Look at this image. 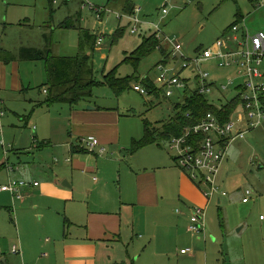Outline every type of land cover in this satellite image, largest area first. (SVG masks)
I'll list each match as a JSON object with an SVG mask.
<instances>
[{"label":"rangeland","instance_id":"obj_1","mask_svg":"<svg viewBox=\"0 0 264 264\" xmlns=\"http://www.w3.org/2000/svg\"><path fill=\"white\" fill-rule=\"evenodd\" d=\"M254 1L0 0L1 27L5 24V27L11 29L6 39V32L1 28L0 40L3 37L4 43L10 41L17 48H20V44L44 47L48 43L43 38L50 33L51 36L47 40L53 44L55 55L78 60L83 64L88 61L93 79L88 89L91 91L90 95L75 104L59 102L51 109L49 107L44 109L45 113L48 114L50 111L55 120L65 118L64 123H69L70 126L77 121L79 115L87 117L105 114L108 119L118 120L117 129L119 128V133L122 134V145L130 149L129 154L132 156L138 151L134 152L131 147L135 141L140 142L143 139L147 125L156 130L164 123L172 121L176 117V107L179 104L184 105L186 97L184 93L176 90L171 98H166L164 90L159 91L157 95L149 92L147 96L134 91L136 84L146 90L148 84H155L159 75L156 69L164 60V56L158 50L136 65L129 60L131 52L138 48L143 38L157 36L155 26L160 27L161 38L164 39L163 48L166 55H169L170 62L174 61L175 52L165 37L175 42L179 41L183 45L182 53L193 60L202 50L213 47L222 40L233 26L242 24L240 17L245 19L252 34L264 32V2L263 7H258ZM126 2L141 10L139 18L144 28L137 34L131 33L126 17L118 19V14L125 16L129 14L124 11ZM84 4L88 7L84 8ZM91 6L94 9L100 8L103 11L102 17L98 18V13L92 11ZM165 9L169 13L164 17ZM64 23L67 29L63 26ZM122 24H126L127 27L121 28ZM118 30L122 33L121 37L116 39ZM102 34L106 37L104 44L99 47L97 41ZM165 59L168 62V59ZM39 64L44 66L43 63ZM30 70L32 71L31 68ZM109 73H112L116 80L131 81L130 88L121 94L117 93L105 82V76ZM213 74L223 81L229 72L224 70ZM35 87L30 91L45 104L47 99L44 93L45 83ZM233 94L230 92L228 97H232ZM30 113L28 122L19 120L16 125L19 126L21 133L27 130L31 137L34 127L38 125L29 120ZM37 113H40V110ZM10 115L11 113L7 117ZM2 121L6 127V121L4 119ZM16 133L15 128L5 143V148H8L10 153H13L12 150L24 151L34 144L32 138L27 145L13 146L12 138ZM35 133L37 134L36 130ZM73 144L78 145L77 138L73 140ZM167 144L163 147L156 146L167 150L166 154L171 159L172 153ZM232 148L221 172V189L228 195L221 196V204L217 198L212 200L207 207L203 222L205 226L198 235L188 232L191 225L189 220H181L179 212L182 213L184 210L182 207L169 205L162 215L139 213L145 229L136 231L135 236L130 232L129 237L124 240L125 245H114L107 250L105 259H99V264H122L129 260L130 264H264V123L245 139L235 142ZM106 149L108 152L103 158L117 160V157L112 156L115 152ZM43 150L47 154L51 152L50 147H47L40 153L20 159L11 154L10 166L13 163L18 165L21 163L29 167L32 175L39 180L52 176L53 170L58 168L57 162L53 157L43 156L45 155ZM55 151L56 154L62 152L61 149ZM42 156L44 158L41 160ZM126 157L127 153L124 158ZM120 161L119 165L108 167L105 164L106 189L116 194L117 200L121 199L120 178L124 179V175L132 173L133 170L131 165L125 163V159ZM247 190L252 192V195L249 196L250 201L245 204L243 198L247 197ZM4 201H7L6 198ZM2 208L0 221L6 219L11 230L14 224L12 221L16 216ZM183 249L193 250L194 255H181ZM6 252L8 254L7 250Z\"/></svg>","mask_w":264,"mask_h":264},{"label":"crops","instance_id":"obj_2","mask_svg":"<svg viewBox=\"0 0 264 264\" xmlns=\"http://www.w3.org/2000/svg\"><path fill=\"white\" fill-rule=\"evenodd\" d=\"M127 23L131 26L129 21ZM11 25L14 26L13 23ZM122 26L127 27L126 24ZM1 28L5 30L7 39L11 29L5 24ZM119 35L121 33L116 32V36ZM50 36L47 33L43 40L47 43V37ZM40 46L20 44V48H17L10 41L4 43L3 37L0 40V99L6 113L0 120V188L8 185L11 179L40 183L39 187L21 190V198L0 190V209L7 205L5 210L16 216L11 230L6 219L0 221V264H99V259H105L107 250L114 245H125L124 240L130 232L135 236L145 229L139 213L162 215L167 206H179L184 209L182 213L179 212L181 220L190 221L195 207L207 206L204 194L178 168L173 156L172 160L169 158L167 150L149 145L131 156L130 149L122 145V134L117 129L118 120L108 119L102 114L87 117L79 115L75 121L72 113L75 123L70 126L64 123L65 118L55 120L50 111L46 114L44 109H51L57 104L48 103L50 89L47 85V61L30 59L31 56L25 52L44 51L48 44ZM41 83H45L46 87L45 104L30 91ZM39 110L41 114L37 113ZM29 112V120L38 125L34 127L31 137L27 130L21 133L16 125L19 120L28 122ZM15 128L17 133L13 134V146H24L32 138L34 144L24 151L12 150L13 153H10L5 143ZM91 137L100 143L93 151L83 144ZM75 138L78 139V145L73 144ZM47 147H50L51 152L47 154L43 150V156L55 158L58 167L53 170L52 176L39 180L32 175L29 167L21 163L10 166L11 154L20 159L40 153ZM106 148L115 152L112 156L117 157V160L103 158L108 152ZM57 149L62 152L56 154ZM125 152L128 154L126 158ZM120 159H125V163L131 165L133 170L124 175L125 180L120 176L121 199L117 200V195L106 189L105 164L108 167L119 165ZM65 182L71 188L63 186ZM217 199L221 204L222 198ZM188 232L191 233L189 228ZM14 247L18 248L17 252H14ZM181 255L194 254L190 250ZM122 264H130V260Z\"/></svg>","mask_w":264,"mask_h":264},{"label":"built area","instance_id":"obj_3","mask_svg":"<svg viewBox=\"0 0 264 264\" xmlns=\"http://www.w3.org/2000/svg\"><path fill=\"white\" fill-rule=\"evenodd\" d=\"M254 2L256 6L263 7L264 0ZM83 7L88 5L84 4ZM90 9L98 13V18L102 17L103 11L100 8L94 9L91 6ZM140 13L141 10L137 8L130 15L118 14V19L126 17L131 25V33L137 34L144 28L139 18ZM168 13L165 9L164 17ZM241 21L242 24L233 26L222 40L213 47L202 50L193 60L182 53L183 45L179 41L165 37L175 52L174 61L170 62L167 55L156 69L159 75L155 84L160 87V91L164 90L166 98L173 97L175 90L184 93V97L197 94L206 98L219 112L232 102L237 103V109L229 120L210 113L195 126L187 127L182 136L172 138L167 144L178 168L199 187L208 201L205 208L197 206L192 210L189 231L197 235L205 226L203 222L207 207L212 200L228 195L222 192L220 176L233 144L245 139L264 123V32L252 34L245 19ZM155 27L156 37L164 43L160 27ZM104 39L105 35H100L97 41L99 47L104 44ZM179 62L181 63L178 65ZM224 70L229 75L223 81L213 74ZM134 91L142 96L149 94L148 89L138 84L134 86ZM230 92L234 93L232 97H228ZM2 105L0 99V120L5 116ZM83 144L91 151L100 145L93 137ZM39 186L40 183L37 182L11 179L0 190L21 198V190ZM246 195L244 203L250 201L252 192L247 190ZM17 251L18 248L14 247V252ZM188 252L190 250H183L182 254Z\"/></svg>","mask_w":264,"mask_h":264},{"label":"trees","instance_id":"obj_4","mask_svg":"<svg viewBox=\"0 0 264 264\" xmlns=\"http://www.w3.org/2000/svg\"><path fill=\"white\" fill-rule=\"evenodd\" d=\"M124 10L130 14L135 11V7L127 3L125 4ZM242 19V17L239 18V20ZM63 26L66 28V23H64ZM118 33H122V31L118 30L117 34ZM48 38L49 37H47V39ZM119 38L120 35L116 36V39ZM142 40V44L130 55L131 58H129V60L134 62V64L138 65L147 56L158 50L161 55L164 57L167 56L163 48V41L159 40L155 35L143 38ZM47 43L48 46L44 51L34 52L32 50H27L25 52L31 56L30 59L38 61L45 59L47 61V74L49 79L47 85L50 89L48 103H78L83 98H86L87 95H90L91 92L88 91V89L92 85L93 79L88 61H85V64H83L78 60H69L67 58L56 56L53 54V44L48 40ZM105 82L110 88L121 94L122 91L124 92L130 88L129 85L131 81L127 79L116 80L113 77V74L109 73L105 76ZM146 88H148L150 93L156 95L159 94L160 89L155 86L154 83L148 84ZM236 104L237 103L232 102L221 111L223 112L221 114V112L211 106L209 101L203 96L194 94L190 97H186L184 99V105L179 104L176 107V117L173 118L172 121L164 123L162 127H159L156 130H152L150 125H147L144 138L140 142L135 141L131 148L134 149V152H137L152 144L163 147L172 138L182 136L187 127L195 126L210 113L222 116L224 120H229L237 109ZM134 152L132 153L134 154Z\"/></svg>","mask_w":264,"mask_h":264},{"label":"water","instance_id":"obj_5","mask_svg":"<svg viewBox=\"0 0 264 264\" xmlns=\"http://www.w3.org/2000/svg\"><path fill=\"white\" fill-rule=\"evenodd\" d=\"M63 186L68 187V188H71V186L69 185L68 182H65V183L63 184Z\"/></svg>","mask_w":264,"mask_h":264}]
</instances>
